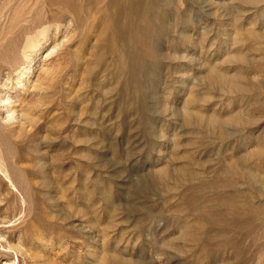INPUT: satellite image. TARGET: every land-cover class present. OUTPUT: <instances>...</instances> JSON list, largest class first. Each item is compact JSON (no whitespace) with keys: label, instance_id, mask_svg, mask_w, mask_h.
<instances>
[{"label":"rangeland","instance_id":"obj_1","mask_svg":"<svg viewBox=\"0 0 264 264\" xmlns=\"http://www.w3.org/2000/svg\"><path fill=\"white\" fill-rule=\"evenodd\" d=\"M47 3L0 0V264H264V0H150L134 76Z\"/></svg>","mask_w":264,"mask_h":264},{"label":"bare ground","instance_id":"obj_2","mask_svg":"<svg viewBox=\"0 0 264 264\" xmlns=\"http://www.w3.org/2000/svg\"><path fill=\"white\" fill-rule=\"evenodd\" d=\"M46 1L48 2L47 4L50 5V7H57V9L61 10V12L64 15L70 14L75 19L78 18L79 11L82 12L86 8H90V7L96 8L97 9V11L95 10L96 17L92 21L90 28L92 30H101L103 32L102 38H99V41L102 42L104 40L105 42H107V40L109 39L111 43L107 44L104 47H107V49H110L111 47L116 48L115 55L119 58L118 64H121L123 67H125V69L128 70L129 76H134V74L136 73L137 67H138L136 63L137 61L136 58L139 57L137 55L139 53V48H141L142 46L145 47V53H146V48L152 43V39H151L152 20L149 16L151 14L152 7L150 8V5L148 4L150 0H46ZM51 10L53 11V8ZM55 15H54L55 17H59L57 16L58 14L55 13ZM54 16H53V19L55 18ZM61 17H62V14H61ZM49 18L51 19V17ZM47 19L48 18H46V20ZM58 19H61V18H58ZM134 32H139L141 33V36H143L142 38L143 40H141L142 42H140V45L138 44V46H135L136 44H134L135 42L133 41L131 37H128ZM46 37L47 36H44V39H46ZM39 42L40 41L33 42L30 46V49L38 48L40 50L42 48V45L39 44ZM148 54H149V51H148ZM146 56H149V55H147L146 53ZM101 58H102L101 56L97 57V63L100 60L102 61L103 58L102 59ZM30 64H31V61H30ZM31 72H33V69L32 71H26V73L23 74V77L24 75H26L27 77L26 79H28L29 76L31 75ZM21 79H19V85L22 82ZM1 102L5 103L2 109L5 110V113L7 115V117L5 116L6 121L10 123L16 122L18 119L16 116V112L12 106L13 102H11L9 98H7L6 100H1ZM0 105L2 106L1 103Z\"/></svg>","mask_w":264,"mask_h":264}]
</instances>
